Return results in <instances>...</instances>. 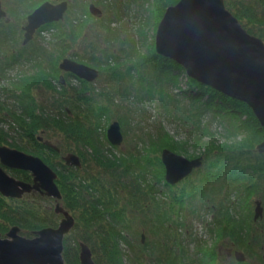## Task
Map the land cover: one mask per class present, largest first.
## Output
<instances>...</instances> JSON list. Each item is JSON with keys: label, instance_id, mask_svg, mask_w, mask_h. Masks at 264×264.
Listing matches in <instances>:
<instances>
[{"label": "rangeland", "instance_id": "obj_1", "mask_svg": "<svg viewBox=\"0 0 264 264\" xmlns=\"http://www.w3.org/2000/svg\"><path fill=\"white\" fill-rule=\"evenodd\" d=\"M56 1L61 2L60 0L47 2L54 4ZM75 1H77L76 4L79 5L85 0ZM129 1L130 0H86L84 7L93 4L102 11V16L99 18L92 16L94 21L88 19L84 20L92 30L96 28L98 24L102 23L103 25L106 24L111 31L120 33L122 41L137 47V50L133 48V54H135L136 58L140 55V61H145L150 59L155 52L154 38L158 25L155 14L157 11L152 12L146 9V11L142 10L140 13L141 8H137L136 3L138 0ZM16 2L17 0L15 3L13 0H0L1 9L5 10L6 5L8 8H11V12L12 8H18ZM32 2L33 0L24 1L22 4L24 12L31 6ZM24 6L27 8H24ZM71 8L72 13H74L75 8L72 7V3ZM157 10H160V8ZM163 10L165 11V9L161 8L159 12V21L164 13ZM87 12L89 14L88 9ZM90 15L91 14H89V16ZM153 15H155L156 18L155 22ZM70 17H72V15H70ZM24 18L23 14L18 15L16 19L13 18L12 22L14 23L0 25V33H7L8 36L12 35L18 37L19 29ZM95 19H97V21ZM25 23L26 20L24 21V25ZM51 33V30L36 33L33 42L24 45H29L30 51L27 54H30V52L41 54L45 52V50L49 51L50 54H54L55 51H58L57 57H59V59L57 58V64H59L66 58L75 60L72 52L79 54L85 53V46L81 48L78 46L72 49L68 48L65 50L66 55L63 54L59 46H55L54 51L53 47L47 43L51 42L53 39ZM54 34L59 36L61 34V29L55 31ZM79 34V40L82 44L85 45L88 41L93 42V35L87 30L81 29ZM106 38L112 40L115 36L109 35ZM1 43L0 51L5 49L4 46L10 45L11 41L6 42L5 39H2ZM14 43L16 46L18 45V47L20 45L23 46L21 36L19 40L14 41ZM114 50H119L120 59L122 60V54L125 53L122 51H125V49H122L121 43H117ZM41 56L39 57L41 58ZM160 58L161 57L158 56V59ZM36 59H38V57ZM43 62L45 63L44 60ZM129 62H131V64L133 63L135 68ZM157 62L158 60L155 61V64ZM125 63H127L126 67L124 66ZM2 64H4L5 67H0V73L3 74L2 80L0 79V131L4 133H2L3 135L8 134L9 137L3 144H0V146L5 145L15 149L16 146L13 144V140H21V142H23V126L25 125L26 129H29L28 127H30V125L28 124V115L21 104L16 103L15 98V96L22 95L21 91L23 89L18 88L15 90L17 86H15L14 83L24 86V82L33 77L32 75H25V73H27L26 69L29 70V66L25 67L23 70L19 62H11V65L8 63ZM86 65L99 71V77L93 82L86 83L85 85H89L84 88L87 94L95 96V98H98V101H93L91 105L80 103L77 107L78 109L75 108L76 112H73L77 125H74L75 128L72 129L74 131L71 130L72 135L76 134L75 130L77 128H79V130L82 129L84 132L95 129V127L88 125V120L93 118L90 116V113L94 110L95 106L102 104L106 107V110L103 118L98 120L99 126L96 133H98L100 139L106 138L107 128L113 122L120 123L123 143L118 148L112 149L117 157L121 158L124 156L125 151L132 152L133 148H137L142 150H156V154L160 158L162 150L167 148L188 159H195L197 157H202L203 159L201 167L195 169L188 177L180 181L178 185H176L177 187L171 189L172 192H179L182 188L186 190V195L180 206L175 207V199L177 198L171 197V195L167 197L164 196L165 192H171L169 190H164L163 193L156 196V200L162 202L161 211H158L156 203L141 202L144 206L147 203H151L148 204L145 210H150L149 216L152 222L145 217L147 216L145 215V210L143 214L140 208H136V212H132L134 216L130 215L129 217L126 211L125 213L115 215L111 219L115 224L116 230L121 233L127 234V230L123 228V226L131 224L128 242L119 243V247L123 251L124 264H203V260L205 264H236L234 257V252L236 250L244 253V264H264V188L257 191L252 187L251 192L246 191L239 197L237 195L240 193L238 186L244 187L246 184H249V186L251 184L253 186L257 183L258 186L256 189L261 188L259 176L264 174V169L262 167L264 166L262 163V161H264V153H259L257 146L264 143L263 138L255 140L256 137L252 132H233L231 119L229 121H227L228 118L222 120L219 114L215 115L210 112L209 107L206 108L205 114H200L199 111L205 112L202 104L207 101V96L209 95L205 94L201 98L203 102L201 105L195 100L190 102L187 97L201 93L199 91L201 87H194L191 81H188L186 73L182 70H178V79L169 77L168 74L165 73L164 81L161 82V89L156 90L155 84L158 82L157 78H154L149 83H145L141 76L154 75L156 77L153 61L147 64L150 65V67L148 66L143 69H141L143 63H138L135 60H125L121 62L120 65H112L104 68H98L91 64ZM135 70L137 72H135ZM138 70L141 71V75L138 73ZM114 71L119 72V76L117 80H115L117 82L120 81V78H128L127 74L130 75L129 78L139 75L140 80L136 81L138 84L137 88H133V86H135L133 84L134 81L123 79L119 82V86L123 90H115L117 89L116 83L112 82L109 77V74ZM55 75V80L51 79L45 82L38 80L35 83V91L33 89V93L38 103L40 101L45 103L46 96L49 94H55L57 96L58 93L56 91L60 89V84L57 82V79L61 75L64 77L63 85L68 84L65 95L73 97L78 94L73 88L79 86L81 82L68 77L60 71V69ZM110 76L112 77L111 74ZM13 79H15L14 83L12 81ZM46 91L50 93L47 94ZM101 92L106 94V97H104L105 101L100 98ZM185 92L187 97L183 95ZM13 93L16 95H12ZM96 94H98V97ZM148 95H150V97ZM216 97L220 99L219 96L216 95ZM69 100H72V98H69ZM108 100L109 104L107 106ZM50 102L51 99L46 105L47 107H50ZM59 103H62V97H60ZM88 107H90L89 110H87ZM60 109L63 112L67 111L71 114L70 105H60ZM12 112L22 115L23 118H25V122L21 121L17 123L12 120L11 116L9 117V114ZM70 136L64 135L60 131L53 133L48 132L45 135L37 133V137H41L45 141L49 139L58 149L62 148L64 153H60L61 155L58 158L53 157V155L49 153V150H46L44 154H38L24 147L16 149L40 157L52 170H55L58 160H61L62 156L69 154L67 153L69 151L73 152L76 148L73 140L74 136ZM233 141H237V143L234 144ZM245 144L246 147L244 146ZM236 145L237 147H233ZM79 148L84 157L89 160L88 162H83L82 158H80V161H82V169L79 168L81 174H85L88 177L95 176L101 180L110 178L108 173H103L98 167L93 151L89 147L79 146ZM180 149L186 150L188 153H182ZM237 152H240V154H237ZM229 154L230 156L228 157ZM237 157L247 160L246 163H248L249 173H252L253 179L245 183L244 186L238 185L235 187L233 184L236 183V178H239V174L233 172L234 160L232 159ZM47 158H49V161H47ZM218 168H223L224 170L221 175L215 176L214 171ZM4 169L14 178H16V175L22 176L23 174L22 172L5 167ZM58 185L61 191L62 185L59 183ZM197 186L200 190L195 189ZM141 188L142 190L144 189L143 186H141ZM30 194H24L22 196L23 200H21L22 198H20V200H14L1 197L5 200L6 208H12L13 212L16 210L18 211L17 213H19V211L23 213V208L29 205H37L41 215L48 220V222L54 221L56 219L54 216L55 213L53 212L55 202L47 198L43 199L38 194L36 195L37 197L34 198ZM128 197L129 195H126L125 192L119 195V208H123L127 205L126 209H128V207L133 206L126 204ZM136 200H140V196H138ZM258 201L261 203L262 216L254 220L253 216L256 202ZM63 203L64 199L61 198L60 204L63 205ZM172 211L174 212L172 213ZM157 212H160L161 215L168 216L165 222L157 225L159 229L153 230L154 226L151 224L155 223ZM73 215L76 217V214L73 213ZM18 216L22 218L20 215ZM229 217H232L230 221L228 220ZM236 222L241 224L243 228L242 236L248 240V244L240 246V248L235 244V241L239 240L236 238V235L240 236L237 232V228L234 229V231L231 229L232 225ZM108 223H110V217L104 215V219L101 220L98 225L103 224L107 229ZM76 224L77 223H75L74 228L67 234L68 237H70L69 241L75 236L80 237V233H82L79 228H76ZM14 225L21 229L20 234L25 237H32L31 232L48 226L38 225V228H33V224L29 222ZM14 225L7 220L0 219V237L4 238L8 230ZM163 227L165 228L164 230ZM154 232L156 233L154 234ZM92 238L95 240L97 234L92 235ZM88 244L92 249V255L96 264H105L102 261L104 251L101 247L98 249L97 245H95L96 242ZM229 251L232 253L230 256L228 255ZM205 255H207V257H205ZM137 256L139 259H136ZM138 261L139 263H137Z\"/></svg>", "mask_w": 264, "mask_h": 264}, {"label": "trees", "instance_id": "obj_2", "mask_svg": "<svg viewBox=\"0 0 264 264\" xmlns=\"http://www.w3.org/2000/svg\"><path fill=\"white\" fill-rule=\"evenodd\" d=\"M15 1L16 0H13L14 3ZM24 1L25 0H17L16 4L18 5V8H12L11 12V8H8L6 6L7 12L10 15L12 21L13 18L16 19L18 15L22 14L23 17L26 18V16L29 15L38 5L45 2L46 0H33L29 8L24 6V8H27L26 12H24V9L22 8V4L24 3ZM64 1L69 5V9L64 20L61 21L60 24L48 25L45 28L47 31L51 30L52 32L51 34L53 36V39L51 42L47 43H49L53 47V49L55 48V46H59L63 54L66 55L65 50H67L68 48L72 49L75 46L81 48L85 46L86 50L84 51V54L72 52L73 57L80 63L91 64L98 68L120 65L121 62L125 60H135L138 63H143V65L141 66V69H143L147 68L148 66L150 67V65L147 64L153 61L154 70H156V77L154 75L144 77L140 74V70H138V73L142 76V80L145 83H149L154 78H157L158 82L155 84L156 90L161 89V82L164 81L163 79L165 77V73H167L169 77H174L175 79H178V70H182L185 73V70L182 66L166 57L160 56L163 59H158L159 55H157L155 52L150 59L140 61V55H138L136 58L135 54H133V48L137 50V47L130 45L125 41H122L120 38V33L111 31L106 26V24L103 25L102 23H100L96 28L92 30L91 27L85 23L84 19L94 21V18H92L91 15L89 16L87 9H84L83 2L77 5V1L75 0ZM130 1L132 2L134 0ZM177 1L178 0H138L136 3L137 8H141L140 13L142 10L146 11V9H149L148 11L152 12L157 11L155 15L159 22V12L161 11V8L165 9L168 6L175 4ZM71 3L72 7L75 8L74 13H72L71 11ZM225 4L226 7L232 12V14L240 21L243 27L250 34L257 36L264 41V0H225ZM158 8H160V10H157ZM70 15H72V17H70ZM155 15H153L154 22L156 21ZM25 18L23 19V23L21 24V26L24 25ZM95 20L97 21V19ZM12 21L7 24L14 23ZM60 29L61 34L59 36H56L57 34H54L55 31H58ZM81 29H85L93 35V42L88 41L85 45L82 44V42L79 40V32L81 31ZM20 32L21 27L19 29V33ZM109 35L115 36V38L112 40H108V38L106 37H108ZM2 39H5L6 42L11 41L10 45L4 46L5 49L9 52H11L13 48L18 47V45L16 46V44L14 43V41L18 40V37L12 35L8 36L7 33H0V45L2 44ZM117 43H121L122 49H125V51H122L125 52L124 54H122V60L120 59L119 50H114ZM29 51V45L22 47L21 50H19V47L18 49L15 48L13 54L9 53L10 56H8V58H5L4 61H1L2 63H8L10 65L11 62H19L23 70L25 69V67L29 66V70L26 69L27 73H25V75H32L33 77L24 82V86L20 84L17 85L16 83H14L15 79L12 80L14 85L17 86L15 87V90H17L18 88L23 89L21 91L22 95L15 96V98L16 103L21 104L22 108L28 115V124L30 125V127H28L29 129H26L25 125L23 126L22 134L24 141L21 142V140H13V144L16 146V148L24 147L25 149L38 154H44L46 153V150H49V153L53 155V157L58 158L61 155L60 153H64L62 148H59V150L56 151L46 146L44 143L38 140L37 133L45 135L48 132L53 133L56 131H60L64 135H71L70 137L74 136L73 140L75 142L76 148L73 152L69 151L67 153H73L79 156V158H82L83 162H88L89 160L84 157L83 153L80 151L79 146H86V148L89 147L93 151V155L96 158L98 167L103 171V173H108L110 177L107 180H101L100 178H96L95 176L88 177L85 174H81V170L79 169L82 166V161L80 167L72 168L64 164L62 160L63 156L61 157V160H58V164H56V169L54 171H56L57 173H55L58 174L57 184L59 183L62 185L61 194L62 199H64V206H62L75 218V222L77 221L76 228H79L80 232H82L80 233V237L75 236L70 241V237H68V235L64 238L63 259L66 264H80L79 243L84 242L89 246L88 243L96 242L95 245H97V248L100 249L101 247V249L104 251V257L102 258L103 263L124 264L123 251L119 247V243L128 242L129 232L131 231V224L123 226V228L127 230V234H125L116 230L115 224L111 221V219L115 215L125 213L126 211L129 217L130 215L134 216L132 212H136V208H140V210L144 214V210L148 207V204L151 203H156L158 211H161L162 202L156 200V196L160 195V193H163L164 190L171 191V189L177 187L176 185L178 184L170 185L163 177L165 175L164 167L160 158L156 154V150H142L133 148L132 152L125 151L124 156L121 158L116 156L112 149L118 147L109 146L106 138H102V141V139L98 137V133H96L99 126L98 120L103 118L106 110V107H104V105L102 104H98L95 106L94 110L90 113V116H92L93 118L88 120V125L95 127V129H89L90 131L84 132L82 129L79 130V128H77L75 130L76 134L72 135L71 130L75 128L74 125H77L73 111L76 112V109H78L77 107L80 103L91 105L93 101H98V98L87 94L84 88L89 84L85 85L86 82H81L79 86L73 88V90L78 93L73 97L65 95L68 89V84H62L60 85V89L56 91L58 93L57 96L55 94H49L50 92L46 91L49 95L46 96L45 103L43 101H40L38 103L33 93L35 83L38 80L45 82L51 79H56L55 74L59 71L57 64V58L59 59L57 55L59 52L55 51L54 49V54H50L47 50H45V52L41 54H37L36 52H30V54H27ZM39 56H41V58ZM37 57L38 59H36ZM43 60L45 61V63L43 62ZM156 60H158V62L155 64ZM127 63L124 64L125 67ZM129 63L131 64V62ZM131 65L133 66V63ZM0 67L5 66L1 64ZM135 72L137 71L135 70ZM110 74L112 75V77L110 76ZM110 74L109 77L111 81L115 82L117 86V89L115 90H123L119 86V82L123 79L134 81V89H136L138 86L136 81L140 80L139 75H137V77L129 78L130 75L127 74L128 78H120V81L117 82L115 80H117L119 72L114 71ZM2 75L3 74L0 73L1 80ZM186 77L188 81H191L194 87H201V89H199L201 93H197L194 96L187 97L186 92L183 94L184 96L189 98L190 102L195 100L201 105L203 103L201 98L205 94L209 95L207 96V101L202 104L205 112L199 111L200 114H205L206 108L209 107L210 112L215 115L219 114V117H221L222 120H226L225 118H228L227 121H229L231 119L233 132H252V134L256 137L255 140H258L259 138H263L264 140V128L260 126L252 110L245 103L230 98L212 88L201 85L189 78L187 75ZM12 95L16 94L13 93ZM96 95L98 97V94ZM100 95V98L105 101L104 97H106V94L101 92ZM216 95L219 96L220 99H218ZM148 96L150 97V95ZM60 97H62V103H59ZM69 98H72V100H69ZM50 99V107H47L46 105L48 104ZM65 104L71 106V114L67 111L63 112L61 110L62 108L60 109V105L65 106ZM108 104L109 100L106 105L108 106ZM89 109L90 107L87 108V110ZM10 116L12 120L17 123L21 121L25 122V118H23V116L20 114L12 112L11 114H9V117ZM2 133L3 132L0 131V144H3V142H5L9 137L8 134L3 135L4 133ZM47 141L51 140L48 139ZM233 143L236 144L237 141H233ZM244 146L246 147V144ZM233 147H237V145ZM180 150V152L182 153H188L186 152V150ZM237 154H240V152H237ZM229 156L230 154L228 155V157ZM232 160H234L233 172H237L239 174V178H236V183H234L233 185L235 187H237L238 185L244 186L245 183H248V181H251L253 179L252 173H249L248 163H246L247 160L241 159L240 157ZM47 161H49V158H47ZM262 163L264 165V161H262ZM262 167L264 169V166ZM223 170V168H218L216 171H214L215 176L221 175ZM22 173V176L16 175V178L23 181H30V174L27 172ZM259 177L261 181V188L256 189V187L258 186L257 183L253 186L251 184L250 186L249 184H246V186L244 187L238 186V190L240 192L239 194H237L238 197L243 195V193L246 191L251 192L252 187L257 191L263 189L264 174H261V176ZM141 186H143V190ZM195 189L200 190L198 186L195 187ZM124 192L126 195H129L126 204L133 205L131 207H128V209H126L127 205L123 208L118 207L119 195ZM170 193L165 192L164 196L167 197L171 195V197L177 198L175 199V207L180 206L181 202L184 200V196L186 195V190L182 188L179 192L171 191ZM138 196H140V200H136ZM144 201L151 203H147L144 206L141 203ZM17 212L18 211L16 210L13 212L12 208H6L5 200L0 195V219L7 220L13 225L25 224L26 222H29L33 224V228H38V225L56 226V222L59 220V216H56L53 213L56 219L52 222H48V220H46L41 215V212L37 205H29L28 207L23 208V213H21L20 211L19 213ZM145 212V215L147 216H144L152 222L151 217L149 216L150 210L147 209L145 210ZM173 212L174 211H172V213ZM73 213L76 214V217L73 215ZM15 214L20 215L22 218ZM104 215H108L110 217V223H108L107 229L103 224L98 225V223H100L101 220L104 219ZM167 216L168 215L164 216L161 215L160 212H157L155 223L151 224L154 226L153 230L159 229V226L157 225L165 222L167 220ZM231 218L232 217H229L228 220L230 221ZM236 228L240 236L236 235V238L239 240L235 241V244L238 246V248H240V246L248 244V240L247 238H243L242 236L243 228L240 223L236 222L231 227L232 231H234V229ZM164 229L165 228L163 227V230ZM155 233L156 232H154V234ZM94 234H97V238L95 240H93L92 238V235ZM205 257H207V255H205ZM136 259H139V257L137 256ZM127 260L131 261L130 259ZM137 263H139V261ZM203 264H205L204 260ZM236 264L240 263L236 262Z\"/></svg>", "mask_w": 264, "mask_h": 264}, {"label": "water", "instance_id": "obj_3", "mask_svg": "<svg viewBox=\"0 0 264 264\" xmlns=\"http://www.w3.org/2000/svg\"><path fill=\"white\" fill-rule=\"evenodd\" d=\"M67 2H43L27 17L23 27V44L30 42L37 29L63 19ZM95 18L102 11L93 4L89 7ZM6 16L0 6V18ZM155 52L183 67L186 75L195 82L212 88L230 98L245 103L264 128V41L250 34L226 7L225 0H178L165 8L155 34ZM58 68L79 82H93L99 77L97 69L71 58L63 59ZM64 84V77L57 79ZM106 138L111 147L123 142L121 127L113 122ZM46 146L58 151L50 141L38 137ZM264 153V143L257 146ZM165 180L175 185L196 168L201 167L202 157L188 159L169 149L161 152ZM64 164L80 167L79 156H63ZM5 168L29 172L32 183L9 175ZM57 174L40 157L5 145L0 146V195L20 199L33 190L41 191L55 200L53 211L61 215L57 227H44L28 238L20 228L12 226L4 238L0 237V264H64L63 243L74 228V217L60 204L61 191L56 182ZM262 216L261 203L256 202L254 220ZM143 237V236H142ZM142 242V241H141ZM80 264H96L90 247L79 243ZM235 260L245 261L242 251L234 252Z\"/></svg>", "mask_w": 264, "mask_h": 264}, {"label": "flooded vegetation", "instance_id": "obj_4", "mask_svg": "<svg viewBox=\"0 0 264 264\" xmlns=\"http://www.w3.org/2000/svg\"><path fill=\"white\" fill-rule=\"evenodd\" d=\"M46 1H52V0H46ZM53 1H55V0H53ZM61 2H64V0H60ZM61 2H57L56 1V3H54V4H58V3H61ZM85 2H86V0L85 1H83V6L85 5ZM53 4V3H52ZM89 7H90V5H86V7H84V9H88L89 10ZM5 8H6V5H5ZM68 9H69V5H68V8H67V11H68ZM4 12H5V14H6V16H4V17H1L0 18V25H2V24H7V23H9V22H11L12 21V19H11V17H10V15L8 14V12H7V8L5 9V10H3ZM67 11L65 12V14H64V16H63V19H61L60 21H58V22H53V23H51V24H45V25H43V26H41L39 29H37L36 30V32H35V34H34V37H33V39L30 41V42H28L27 44H29V43H31L34 39H35V35H36V33H40V32H42V31H45L46 29V26H48V25H52V24H60V22L61 21H63L64 20V18H65V16H66V14H67ZM89 14H90V10H89ZM92 16V15H91ZM27 17V16H26ZM93 18V17H92ZM25 20H26V18H25ZM26 24V23H25ZM23 27L24 26H21V32L19 33V35H18V40H19V38H20V36H21V41H22V44H23V40H24V31H23ZM21 34V35H20ZM24 45H26V44H23V46L22 45H20L19 46V50H21L22 49V47H24ZM15 48H17L18 49V47H15ZM15 48H13L12 49V51L11 52H9L8 50H6V49H4V50H2V51H0V66H1V64H2V62L1 61H4V59L5 58H8V55H9V53L10 54H13V52H14V50H15ZM10 56V55H9ZM4 65V64H3ZM61 71V70H60ZM63 72V71H62ZM65 75H68V73L67 72H63ZM27 173H29V172H27ZM30 174V173H29ZM30 176H31V174H30ZM23 181V180H22ZM24 182H28V183H32L33 182V180H32V176L30 177V181H24ZM31 193V194H30ZM30 193H27V194H30V195H32V197H34V198H36L37 196V194L40 196V197H42L43 199L44 198H47V199H50V200H52V202H55V200L53 199V198H51V197H47L46 195H44L41 191H35V190H33L32 192H30ZM3 197V196H2ZM10 199H12V198H10ZM14 200H20V199H14ZM21 200H23V198L21 199ZM59 216V221H60V219L62 218V216L61 215H58ZM59 221L57 222V224H56V226H50V225H48V226H50V227H57V225H58V223H59ZM48 226H46V227H48ZM20 231H21V229H20ZM36 231H38V230H36ZM34 232L35 231H33V232H31V235H32V237H34ZM5 236H6V234H5ZM4 236V237H5ZM67 236V235H66ZM65 236V237H66ZM32 237H28V238H32ZM229 256L230 255H232V253L229 251V254H228ZM62 256H63V253H62ZM64 264H66L65 263V261H64ZM240 264H244V262H240Z\"/></svg>", "mask_w": 264, "mask_h": 264}, {"label": "bare ground", "instance_id": "obj_5", "mask_svg": "<svg viewBox=\"0 0 264 264\" xmlns=\"http://www.w3.org/2000/svg\"><path fill=\"white\" fill-rule=\"evenodd\" d=\"M188 100H189V98H188ZM190 101V100H189Z\"/></svg>", "mask_w": 264, "mask_h": 264}]
</instances>
